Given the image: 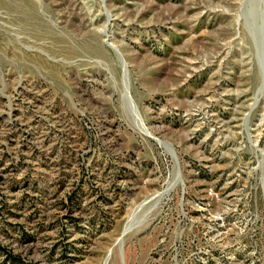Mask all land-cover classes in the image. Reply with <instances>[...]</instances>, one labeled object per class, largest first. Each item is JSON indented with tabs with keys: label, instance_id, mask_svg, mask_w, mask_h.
Listing matches in <instances>:
<instances>
[{
	"label": "rangeland",
	"instance_id": "obj_1",
	"mask_svg": "<svg viewBox=\"0 0 264 264\" xmlns=\"http://www.w3.org/2000/svg\"><path fill=\"white\" fill-rule=\"evenodd\" d=\"M0 264H264V0H0Z\"/></svg>",
	"mask_w": 264,
	"mask_h": 264
}]
</instances>
